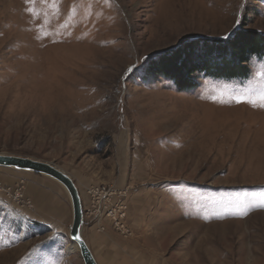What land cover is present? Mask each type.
Segmentation results:
<instances>
[{"label":"rangeland","instance_id":"obj_1","mask_svg":"<svg viewBox=\"0 0 264 264\" xmlns=\"http://www.w3.org/2000/svg\"><path fill=\"white\" fill-rule=\"evenodd\" d=\"M247 30L264 34V0H0V154L72 178L100 264L145 244L161 264H264V56L181 92L146 73ZM71 220L58 182L0 167V264H84Z\"/></svg>","mask_w":264,"mask_h":264},{"label":"trees","instance_id":"obj_2","mask_svg":"<svg viewBox=\"0 0 264 264\" xmlns=\"http://www.w3.org/2000/svg\"><path fill=\"white\" fill-rule=\"evenodd\" d=\"M250 56H264V34L238 31L225 41L187 44L152 61L146 73L173 83L179 92L197 86L195 76L217 79L246 78Z\"/></svg>","mask_w":264,"mask_h":264},{"label":"water","instance_id":"obj_3","mask_svg":"<svg viewBox=\"0 0 264 264\" xmlns=\"http://www.w3.org/2000/svg\"><path fill=\"white\" fill-rule=\"evenodd\" d=\"M0 167L13 168L25 172L45 175L58 182L64 188L70 200L72 210V222L69 227L70 240L76 244L84 264H97L82 237V201L79 191L71 177L51 163L30 157L0 154ZM75 236H79L81 239L75 240Z\"/></svg>","mask_w":264,"mask_h":264},{"label":"crops","instance_id":"obj_4","mask_svg":"<svg viewBox=\"0 0 264 264\" xmlns=\"http://www.w3.org/2000/svg\"><path fill=\"white\" fill-rule=\"evenodd\" d=\"M45 209H46V211L44 212V215H43L44 223H47L49 225H53L55 220L57 219V217L62 219V221L67 218V209L65 208V206H63V204L61 202L59 204H56L55 206L49 205ZM153 238L155 239V237L152 235H147V236L145 235V236H142L141 241L145 243V242H149V241L154 240ZM84 240L86 241V244L88 245L94 259L97 262V264H100V262L98 261V259L96 257L95 250L93 249V246H89V244L87 243L88 238L87 239L84 238ZM110 246L111 245L106 244L104 249H107ZM113 248L114 247H112V249ZM109 249L111 250V248H109ZM121 249H122V247H121ZM124 249H125V247H124ZM139 258L141 259L140 263L138 260H135L139 264H161V261H162L161 259H157L158 257H157L156 252L148 244L147 245L146 244L141 245V250L139 252ZM129 261L135 264V262L133 260H129Z\"/></svg>","mask_w":264,"mask_h":264},{"label":"snow or ice","instance_id":"obj_5","mask_svg":"<svg viewBox=\"0 0 264 264\" xmlns=\"http://www.w3.org/2000/svg\"><path fill=\"white\" fill-rule=\"evenodd\" d=\"M34 2H35V0H25V3H26V4H31V3H34ZM41 2H42V3H47L48 0H41ZM52 2H53V3H56V0H52ZM28 11L31 13V12L34 11V9L29 8ZM261 99H264V94H262ZM249 102H251V101H249ZM254 106H255V105H254ZM259 106H260V107H264V103H261ZM80 239H81V237H79V236H75V240H80Z\"/></svg>","mask_w":264,"mask_h":264},{"label":"built area","instance_id":"obj_6","mask_svg":"<svg viewBox=\"0 0 264 264\" xmlns=\"http://www.w3.org/2000/svg\"><path fill=\"white\" fill-rule=\"evenodd\" d=\"M106 189H102V188H97V189H95L94 191V194H97L98 195V197L100 198V196H101V193L104 191V192H106L105 191Z\"/></svg>","mask_w":264,"mask_h":264},{"label":"bare ground","instance_id":"obj_7","mask_svg":"<svg viewBox=\"0 0 264 264\" xmlns=\"http://www.w3.org/2000/svg\"><path fill=\"white\" fill-rule=\"evenodd\" d=\"M84 239V238H83ZM85 241V240H84ZM86 242V241H85ZM74 246H76V244L74 243ZM88 246V245H87ZM76 248H77V246H76ZM89 248V247H88ZM78 249V248H77ZM91 252V251H90ZM96 261V260H95Z\"/></svg>","mask_w":264,"mask_h":264}]
</instances>
